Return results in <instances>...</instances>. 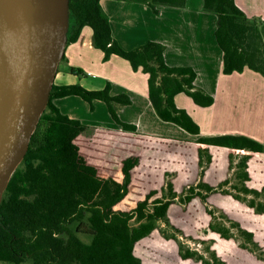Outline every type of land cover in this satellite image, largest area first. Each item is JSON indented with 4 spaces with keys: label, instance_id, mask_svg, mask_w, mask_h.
I'll list each match as a JSON object with an SVG mask.
<instances>
[{
    "label": "trees",
    "instance_id": "trees-1",
    "mask_svg": "<svg viewBox=\"0 0 264 264\" xmlns=\"http://www.w3.org/2000/svg\"><path fill=\"white\" fill-rule=\"evenodd\" d=\"M121 1L145 3L153 11L186 3ZM203 10L217 16L223 73L248 68L264 77V21L249 19L235 0H203ZM85 26L104 61L116 55L148 75V98L161 120L199 134V126L174 101L184 93L199 106L212 105L213 97L194 84L191 68L169 66L165 46L156 41L122 48L100 0H69L66 44L75 42ZM70 95L88 102L91 110L93 100L103 101L121 129L90 127L61 113L53 100ZM113 103L126 105L130 99L111 95L109 83L101 90L52 85L27 152L2 195L0 262L142 264L135 246L161 221L171 231L168 237L204 245L209 254L181 242L182 260L230 264L209 244L232 240L264 264V250L253 233L216 204L228 195L264 214V141L231 134L188 140L140 133L119 119Z\"/></svg>",
    "mask_w": 264,
    "mask_h": 264
},
{
    "label": "crops",
    "instance_id": "crops-1",
    "mask_svg": "<svg viewBox=\"0 0 264 264\" xmlns=\"http://www.w3.org/2000/svg\"><path fill=\"white\" fill-rule=\"evenodd\" d=\"M109 18L113 38L126 50L152 40L165 46L164 57L171 67H188L195 73L194 84L214 99L202 107L184 93L174 97L199 126L192 135L174 123L161 120L148 98V75L133 71L128 61L104 54L92 45V31L85 26L75 42L66 44L53 81L55 85H80L101 90L110 84V94L126 95L130 103H113L123 122L149 135L195 140L200 136L243 135L264 141V77L248 68L241 73H223V53L215 39L217 16L203 10V0H186L181 8L121 0H100ZM249 19L264 21V0H235ZM71 69L79 70L80 75ZM61 113L90 127L120 130L107 105L88 102L76 95L56 98Z\"/></svg>",
    "mask_w": 264,
    "mask_h": 264
},
{
    "label": "water",
    "instance_id": "water-1",
    "mask_svg": "<svg viewBox=\"0 0 264 264\" xmlns=\"http://www.w3.org/2000/svg\"><path fill=\"white\" fill-rule=\"evenodd\" d=\"M69 0H0V202L46 108Z\"/></svg>",
    "mask_w": 264,
    "mask_h": 264
},
{
    "label": "rangeland",
    "instance_id": "rangeland-1",
    "mask_svg": "<svg viewBox=\"0 0 264 264\" xmlns=\"http://www.w3.org/2000/svg\"><path fill=\"white\" fill-rule=\"evenodd\" d=\"M216 202L217 207L229 218L239 222L244 229L251 231L254 235V240L264 250V214L254 213L244 203L235 202L228 195L220 196ZM166 233L169 234L171 231L159 221L152 234L136 244L134 254L141 260L142 264H201L196 260L180 259L179 245L182 242L201 253H204V245L194 244L192 241L180 236L178 239H174L173 237H168ZM84 239L88 240L87 237H84ZM209 247L210 250L216 252L220 259L227 260L230 264L260 263L254 257L255 253L252 254L245 251V254H243V249L239 247V243L236 241L231 240L227 243L214 241L209 244ZM204 255L209 257L208 253H204ZM0 264L9 263L0 262ZM23 264H32V262L26 261Z\"/></svg>",
    "mask_w": 264,
    "mask_h": 264
}]
</instances>
